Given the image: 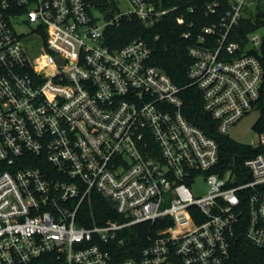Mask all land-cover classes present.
<instances>
[{"label": "built area", "instance_id": "1", "mask_svg": "<svg viewBox=\"0 0 264 264\" xmlns=\"http://www.w3.org/2000/svg\"><path fill=\"white\" fill-rule=\"evenodd\" d=\"M202 4L212 22L198 30L193 1L0 0V264H232L239 229L264 251V129L246 135L261 150L245 170L221 175L217 140L152 63L154 40L109 43L125 19H174L191 42L190 85L217 132L238 140L261 110L264 0ZM98 195L120 220L96 221ZM143 223L149 243L115 261Z\"/></svg>", "mask_w": 264, "mask_h": 264}, {"label": "trees", "instance_id": "2", "mask_svg": "<svg viewBox=\"0 0 264 264\" xmlns=\"http://www.w3.org/2000/svg\"><path fill=\"white\" fill-rule=\"evenodd\" d=\"M192 1L197 8L193 14L195 28L199 30L204 24L212 22V18L205 15L202 0H165L168 4ZM183 32L184 28L177 24L174 19H169L167 22L149 29L134 16L123 20L119 27L113 29L112 35L109 36V43L116 48L123 46L135 37L153 39L152 63L162 68L182 88L181 95L184 100L183 112L185 116L189 121L200 126L214 137L219 144L220 164L214 171L221 175L231 169L241 173L245 170L246 159L258 153L261 148L252 147L229 135L217 132L216 121L204 109L201 91L195 85H190L188 70L192 59L188 48L191 42L183 36ZM158 33L161 34V37L156 40L154 37ZM260 109L262 117L255 126L257 131L264 129V93L261 98ZM93 198V208L98 223H105L108 219H121V216L115 212L105 197L98 195ZM92 223L90 218L84 224L89 226ZM149 234H151L149 223H143L129 229L126 232L125 243L111 252L112 258L115 261H120L128 257L139 256L142 248L149 243ZM232 255V264H259L264 262V251L245 237L243 229H239L236 233Z\"/></svg>", "mask_w": 264, "mask_h": 264}, {"label": "water", "instance_id": "3", "mask_svg": "<svg viewBox=\"0 0 264 264\" xmlns=\"http://www.w3.org/2000/svg\"><path fill=\"white\" fill-rule=\"evenodd\" d=\"M248 49H251V46L248 47ZM263 53H264V42L262 47ZM262 117L261 110H255L250 115L244 117L241 122L237 125L235 128V132L243 137H245L248 132L256 126V124L259 122V120ZM109 202L115 206V202L112 201L109 198Z\"/></svg>", "mask_w": 264, "mask_h": 264}, {"label": "rangeland", "instance_id": "4", "mask_svg": "<svg viewBox=\"0 0 264 264\" xmlns=\"http://www.w3.org/2000/svg\"><path fill=\"white\" fill-rule=\"evenodd\" d=\"M122 7H123L124 9H129V8H130V6L128 5V3L125 2V1L122 3ZM20 29L23 30V31L29 32L30 29H31V27H30L28 24H23V25H21ZM257 32H258L259 34L263 35V34H264V28H261V29L258 30ZM235 137H236L239 141H241V142H256L257 139H258V135H257V133H256L255 131L250 132V134H249L248 136H246V137H243V136H235ZM200 187H201V188L198 189V190H200V191H204V190H205V189H204V183H203V182H201V186H200ZM202 188H203V189H202ZM197 192H198V191H197Z\"/></svg>", "mask_w": 264, "mask_h": 264}]
</instances>
